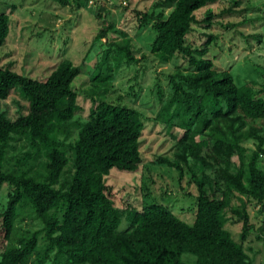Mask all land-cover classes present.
Listing matches in <instances>:
<instances>
[{
    "label": "trees",
    "instance_id": "obj_1",
    "mask_svg": "<svg viewBox=\"0 0 264 264\" xmlns=\"http://www.w3.org/2000/svg\"><path fill=\"white\" fill-rule=\"evenodd\" d=\"M216 1L165 0L172 4L166 18L144 13L137 17L138 28L152 21L149 53L156 61L167 64L179 56L187 65L184 72L168 77L170 94L153 121L170 128L179 116H189L176 146L183 160L193 163L189 172L196 197L190 226L162 205L135 211L113 204L112 187L105 183L109 170L132 173L141 164L143 124L137 111L91 99L75 138L64 145L70 122L80 111L77 98L84 95L74 84L83 73L81 65L61 60L42 80L0 67V101L18 92L27 104L26 113L13 120L0 111V187L6 185L0 208V264H185L182 254L193 257L194 264H251L242 242L251 228L247 203L264 200V172L256 166L264 154V83L236 87L228 71L214 70L206 57L210 38L201 46L186 45L191 26L207 27L211 19L209 11L201 21L194 13ZM106 31L99 29L95 38H103ZM8 33L9 16L0 12V48ZM113 47V52L102 51L101 61L110 60L116 67L135 61L127 40ZM196 136L203 138L195 141ZM249 140L255 150L247 154L242 143ZM156 160L182 178L176 162ZM23 209L31 210L41 228L16 237L14 223ZM226 215L240 224L238 241L224 229ZM122 216L129 225L118 231ZM38 238L41 247L36 251Z\"/></svg>",
    "mask_w": 264,
    "mask_h": 264
},
{
    "label": "rangeland",
    "instance_id": "obj_2",
    "mask_svg": "<svg viewBox=\"0 0 264 264\" xmlns=\"http://www.w3.org/2000/svg\"><path fill=\"white\" fill-rule=\"evenodd\" d=\"M171 8L172 4L165 0H67L63 7L48 0H0V12L9 16V33L0 48V67L7 66L18 75L42 80L61 60L73 66L81 65L83 73L74 84L84 95L77 98L80 111L70 122L68 136L62 139L64 145L75 138L76 125L86 119L91 99L137 111L143 124L138 147L141 164L132 173L109 170L105 183L112 187L113 204L118 209L135 211L151 204L162 205L190 226L196 197L189 172L193 163L188 158L183 160L176 146L184 131L181 124L187 123L189 116H179L170 128L153 121L159 106L170 94L168 77L177 71L184 72L187 65L179 56L167 64L156 61L149 53L154 36L152 21L148 20L141 28L137 25V17L142 13L166 18ZM206 11L211 14L209 25H192L186 45L201 46L210 38L206 57L214 70L228 71L236 87L249 81L264 83V0H217L197 10L196 21H201ZM101 28L108 31L103 38L96 39ZM123 40L128 41L134 62H121L116 67L110 60H100L102 51L113 52V45L122 46ZM108 75L110 79L99 81L98 78ZM26 109V100L18 92L0 101V111L10 120L25 114ZM261 128L264 150V124ZM202 138L196 136L195 141ZM242 146L247 154L255 150L252 140ZM157 158L176 162L182 169V178L179 180L177 171L158 163ZM256 166L264 172V154L258 156ZM5 201L3 184L0 208ZM246 213L251 228L242 242L244 252L251 264H264V200L259 204L249 201ZM226 217L224 229L233 241H238L240 224L234 217ZM128 225V219L122 216L117 230L122 231ZM40 228L31 210L17 212L13 235L17 237L24 231ZM40 247L38 238L36 251ZM181 259L185 264H194V258L189 255L182 254Z\"/></svg>",
    "mask_w": 264,
    "mask_h": 264
}]
</instances>
